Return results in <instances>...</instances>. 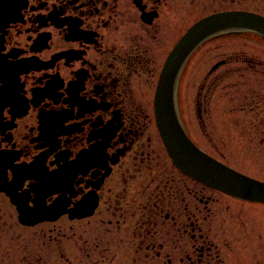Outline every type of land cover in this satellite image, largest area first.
<instances>
[{"label":"flooded vegetation","instance_id":"obj_1","mask_svg":"<svg viewBox=\"0 0 264 264\" xmlns=\"http://www.w3.org/2000/svg\"><path fill=\"white\" fill-rule=\"evenodd\" d=\"M8 2L0 264H264V201L186 174L155 110L176 46L217 20L169 71L168 90L179 114L195 61L196 125L179 115L181 128L204 154L264 184V34L255 29L264 0ZM49 184L58 190L46 195ZM40 200V211L24 208Z\"/></svg>","mask_w":264,"mask_h":264},{"label":"water","instance_id":"obj_2","mask_svg":"<svg viewBox=\"0 0 264 264\" xmlns=\"http://www.w3.org/2000/svg\"><path fill=\"white\" fill-rule=\"evenodd\" d=\"M9 9H13L12 3L8 0H0V18L6 15ZM2 20L0 19V21ZM217 23V20H213L197 25L189 31L172 52L161 77L155 99L159 131L170 157L186 174L233 196L245 200L264 201L263 183L220 164L200 151L189 140L180 128L175 115L172 89L168 90L169 83L175 76L172 72L169 77V71L172 68L176 69L185 55H188L201 38L207 33L215 31ZM255 29L264 34V24L258 25V28Z\"/></svg>","mask_w":264,"mask_h":264},{"label":"rangeland","instance_id":"obj_3","mask_svg":"<svg viewBox=\"0 0 264 264\" xmlns=\"http://www.w3.org/2000/svg\"><path fill=\"white\" fill-rule=\"evenodd\" d=\"M192 64V68L191 66L188 68L185 77L187 78V84L188 88L187 90H185L184 92L181 91L178 94V101H179V115H180V119L182 120L183 125L188 128L189 130H194V127L192 126V124L196 125V117H195V100L197 98V84H198V79L199 77L195 75L194 69L195 68V61L194 62H190ZM194 64V66H193ZM205 95V94H204ZM216 98L218 99L217 101H219L220 103H225V105L227 104V102L230 100V98H228L227 93H218L217 97H215V101ZM218 103V102H217ZM178 110V109H177ZM185 119V120H184ZM186 121V123L184 122ZM195 122V123H194ZM189 123V124H188ZM195 135L194 137L197 136V131L195 130ZM227 145L228 140L224 141ZM229 150L227 149V147L223 149L224 153H227ZM252 174H255L256 176H260L259 173L253 171L251 172Z\"/></svg>","mask_w":264,"mask_h":264},{"label":"snow or ice","instance_id":"obj_4","mask_svg":"<svg viewBox=\"0 0 264 264\" xmlns=\"http://www.w3.org/2000/svg\"><path fill=\"white\" fill-rule=\"evenodd\" d=\"M49 175H50V177L53 176V175H51V174H49ZM125 183H127V182L125 181ZM46 187L50 189V190H48V191L45 192L46 195H51V192H52V191H57V190H58V189H56L55 187H53L51 184L47 185ZM122 194H123V193H122ZM33 203H34L35 207H28V206H27V201L24 202V208H25L29 213H34V212L40 211V210L42 209V204H43L42 200H40V201H33ZM83 203H84V202L82 201L81 204H83ZM78 205H80V204H78ZM58 206H61V200H59V199L53 201V204H52V207H53V208L58 207ZM80 206H81V205H80ZM89 207L91 208L92 205H90ZM48 210L51 211L52 209L49 208Z\"/></svg>","mask_w":264,"mask_h":264},{"label":"bare ground","instance_id":"obj_5","mask_svg":"<svg viewBox=\"0 0 264 264\" xmlns=\"http://www.w3.org/2000/svg\"><path fill=\"white\" fill-rule=\"evenodd\" d=\"M173 105H174V111H175V115H176V117H177V120H178V123H179V126H180V128H181V124H180V120H179V114H178V111H177V109H176V107H175V102H174V97H173Z\"/></svg>","mask_w":264,"mask_h":264}]
</instances>
